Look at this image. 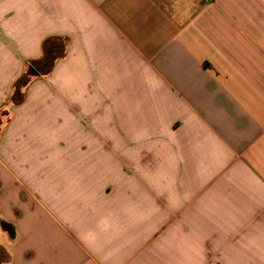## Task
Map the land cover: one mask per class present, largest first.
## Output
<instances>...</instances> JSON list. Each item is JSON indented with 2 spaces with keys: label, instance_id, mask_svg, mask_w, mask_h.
Instances as JSON below:
<instances>
[{
  "label": "crops",
  "instance_id": "crops-1",
  "mask_svg": "<svg viewBox=\"0 0 264 264\" xmlns=\"http://www.w3.org/2000/svg\"><path fill=\"white\" fill-rule=\"evenodd\" d=\"M0 113L7 264H264V0H0Z\"/></svg>",
  "mask_w": 264,
  "mask_h": 264
},
{
  "label": "trees",
  "instance_id": "trees-1",
  "mask_svg": "<svg viewBox=\"0 0 264 264\" xmlns=\"http://www.w3.org/2000/svg\"><path fill=\"white\" fill-rule=\"evenodd\" d=\"M65 54V42L61 40L50 39L44 43V54L42 59L30 64L27 74L22 83L16 85L12 102L17 105L23 101L22 89L26 86L31 78H37L48 75L55 62Z\"/></svg>",
  "mask_w": 264,
  "mask_h": 264
},
{
  "label": "rangeland",
  "instance_id": "rangeland-1",
  "mask_svg": "<svg viewBox=\"0 0 264 264\" xmlns=\"http://www.w3.org/2000/svg\"><path fill=\"white\" fill-rule=\"evenodd\" d=\"M4 113H0V125L4 120ZM10 247V238L8 234L2 230L0 227V264H7L8 254L7 250Z\"/></svg>",
  "mask_w": 264,
  "mask_h": 264
}]
</instances>
